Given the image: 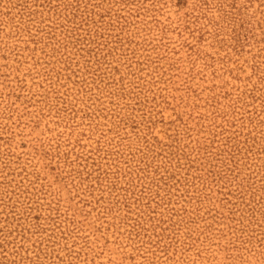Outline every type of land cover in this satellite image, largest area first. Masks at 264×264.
<instances>
[{
	"label": "rangeland",
	"instance_id": "374dc122",
	"mask_svg": "<svg viewBox=\"0 0 264 264\" xmlns=\"http://www.w3.org/2000/svg\"><path fill=\"white\" fill-rule=\"evenodd\" d=\"M0 264H264V0H0Z\"/></svg>",
	"mask_w": 264,
	"mask_h": 264
}]
</instances>
